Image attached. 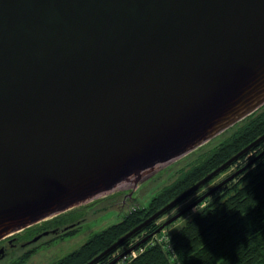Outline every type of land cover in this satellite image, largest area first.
Masks as SVG:
<instances>
[{
  "label": "water",
  "instance_id": "1",
  "mask_svg": "<svg viewBox=\"0 0 264 264\" xmlns=\"http://www.w3.org/2000/svg\"><path fill=\"white\" fill-rule=\"evenodd\" d=\"M262 104L264 0H0V239L136 186ZM262 141L264 132L83 264Z\"/></svg>",
  "mask_w": 264,
  "mask_h": 264
},
{
  "label": "trees",
  "instance_id": "2",
  "mask_svg": "<svg viewBox=\"0 0 264 264\" xmlns=\"http://www.w3.org/2000/svg\"><path fill=\"white\" fill-rule=\"evenodd\" d=\"M239 122L240 120L235 122L234 125L237 123L238 125L230 134L201 157L197 164L188 169L187 167L181 169L176 179L152 198L148 207L134 208L121 220L95 233L79 248L52 264L85 263L124 232L263 133L264 106L250 113L241 124ZM263 150L264 141L236 160L235 171L251 162L232 177L231 185L187 219L171 235L153 243L147 244L148 239L140 243L139 247L143 245L144 247L126 264H264ZM63 216L55 215L34 229L43 230L51 225L52 227L60 225L70 217ZM148 227L152 232L156 230L157 225H153L152 222L145 228ZM144 229L139 239L148 234L144 233ZM139 239L132 242L131 237L122 245L126 244L129 247ZM32 250L34 249L27 250L16 264H21ZM113 257L110 253L96 264H105Z\"/></svg>",
  "mask_w": 264,
  "mask_h": 264
},
{
  "label": "rangeland",
  "instance_id": "3",
  "mask_svg": "<svg viewBox=\"0 0 264 264\" xmlns=\"http://www.w3.org/2000/svg\"><path fill=\"white\" fill-rule=\"evenodd\" d=\"M262 105L264 106V104ZM262 105L255 110L257 111L259 108L263 107ZM246 117L242 118L239 124H241ZM237 125L238 123L235 125L233 124L218 134L212 136L186 154L177 158L168 165L158 169L147 178L141 180L136 186H128L115 190L99 198H95L84 204L75 206L60 214H57L56 216L64 215L71 217H67L63 223H60L61 233L59 235L55 236L53 229H55L54 227L56 226L54 225L53 227L51 225L49 228L43 230L34 229L38 226H41V223L47 219L41 220L28 227H25L22 230H19L21 231V237L31 236L30 239L33 242L30 245H34L32 247L34 250L29 252L28 257L24 259V261H21V264H52L53 262L60 260L70 252L79 248L93 235H95V233L102 231L111 224L121 220L134 208L148 207L152 198L157 195L166 185L170 184L174 179H176V177L180 174L181 169L185 167L188 169L194 164H197L199 160L202 159L201 157H203L210 149L216 146L222 140V138H225V136L230 134V132ZM235 168L236 164L232 163L230 166L205 182L192 194L180 201L173 208L157 218L153 222V225H157L158 227L177 211L231 175L235 171ZM232 179L233 178H230L225 181L196 204L187 209L184 213L163 226L161 229L155 231L149 238H147V244L161 240L167 235H171V233L183 225L187 219L196 214L205 205L213 201L218 194L222 193L227 186L231 185ZM150 230V227L145 228L144 233H149ZM44 231L49 232L47 234H43V238L39 240H32L34 236L41 234ZM142 234L143 231L133 236L132 242L139 239ZM139 245L133 248L123 257L119 258L115 264H126L128 260H130L142 249V247H144V245L142 247H139ZM125 247H127L126 244L121 245L111 253V256L113 257L117 255ZM21 257H24V255Z\"/></svg>",
  "mask_w": 264,
  "mask_h": 264
},
{
  "label": "flooded vegetation",
  "instance_id": "4",
  "mask_svg": "<svg viewBox=\"0 0 264 264\" xmlns=\"http://www.w3.org/2000/svg\"><path fill=\"white\" fill-rule=\"evenodd\" d=\"M55 226V225H54ZM54 234L61 233L60 225L54 227ZM38 234V233H36ZM30 237H21V231L4 236L0 239V264H16L21 256L29 249H32ZM43 238V234L38 238ZM30 245V246H29Z\"/></svg>",
  "mask_w": 264,
  "mask_h": 264
}]
</instances>
